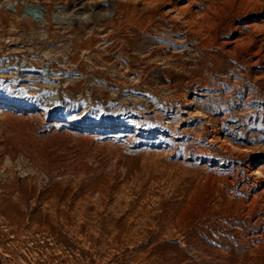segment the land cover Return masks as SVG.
I'll return each instance as SVG.
<instances>
[{
  "label": "rangeland",
  "instance_id": "1",
  "mask_svg": "<svg viewBox=\"0 0 264 264\" xmlns=\"http://www.w3.org/2000/svg\"><path fill=\"white\" fill-rule=\"evenodd\" d=\"M0 264H264V0H0Z\"/></svg>",
  "mask_w": 264,
  "mask_h": 264
},
{
  "label": "built area",
  "instance_id": "2",
  "mask_svg": "<svg viewBox=\"0 0 264 264\" xmlns=\"http://www.w3.org/2000/svg\"><path fill=\"white\" fill-rule=\"evenodd\" d=\"M17 4V1L15 2ZM22 15L30 20L38 21L43 13L40 3L21 2ZM15 10V9H14ZM47 70V69H45Z\"/></svg>",
  "mask_w": 264,
  "mask_h": 264
},
{
  "label": "bare ground",
  "instance_id": "3",
  "mask_svg": "<svg viewBox=\"0 0 264 264\" xmlns=\"http://www.w3.org/2000/svg\"><path fill=\"white\" fill-rule=\"evenodd\" d=\"M15 5V4H14Z\"/></svg>",
  "mask_w": 264,
  "mask_h": 264
}]
</instances>
